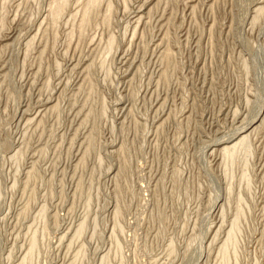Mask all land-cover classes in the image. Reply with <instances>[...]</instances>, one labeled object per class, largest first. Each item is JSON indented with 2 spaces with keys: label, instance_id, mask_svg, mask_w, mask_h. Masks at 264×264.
I'll return each instance as SVG.
<instances>
[{
  "label": "rangeland",
  "instance_id": "rangeland-1",
  "mask_svg": "<svg viewBox=\"0 0 264 264\" xmlns=\"http://www.w3.org/2000/svg\"><path fill=\"white\" fill-rule=\"evenodd\" d=\"M263 1L0 0V264H264Z\"/></svg>",
  "mask_w": 264,
  "mask_h": 264
},
{
  "label": "bare ground",
  "instance_id": "bare-ground-1",
  "mask_svg": "<svg viewBox=\"0 0 264 264\" xmlns=\"http://www.w3.org/2000/svg\"><path fill=\"white\" fill-rule=\"evenodd\" d=\"M94 1H96V0H92V2H94ZM264 2V1H263ZM149 9V8H148ZM260 9H262V7L261 6H258V7H256V11H258V10H260ZM139 10V9H138ZM147 10V9H146ZM133 14H135V16H134V24L135 23H137L142 17H143V14L144 15H146L147 14V12H146V14H145V12H143V9L142 10H139V11H137V12H135V13H133ZM144 18V17H143ZM132 21V20H131ZM140 23V22H139ZM133 24V25H134ZM138 25V24H137ZM13 37V35L11 34V33H7V34H5L4 36H3V38L2 39H0L2 42L3 41H8V40H10L11 38ZM13 40V39H12ZM14 41V40H13ZM3 44V43H2ZM160 44V43H159ZM127 61V59H123L122 58V63L123 62H126ZM48 103H46L44 106H46ZM42 107V106H41ZM46 108V107H45ZM48 109V108H47ZM38 110H40V109H38ZM46 110V109H45ZM37 111V110H36ZM36 114H38V113H36ZM36 114H33V118H34V116L36 115ZM262 115V114H261ZM259 117V116H258ZM29 118H31V117H29ZM28 119V118H27ZM32 119V118H31ZM259 120V118L257 119V120H255L253 123H252V125L248 128V130H244V132H241L240 133V135H237V137L236 138H234V140H232V141H230V142H225V143H223L220 147H218V148H214L213 150L215 151L216 150V152H218L219 154H223L222 156H224V155H227V156H229V157H231L233 154H234V152L239 148V147H242V146H244V144H245V140H246V138L248 137L247 135L249 134V133H252V131H254V129L256 128V127H258V126H256L255 125V123L257 122ZM256 126V127H255ZM250 136V135H249ZM211 153H212V155H215V154H213L214 152H212V150H211ZM217 154V153H216ZM216 156V155H215ZM222 156H220V157H222ZM226 156V157H227ZM220 210V209H219ZM219 214V213H218ZM220 222V221H219ZM221 225V224H220ZM217 226L219 227V225L217 224ZM218 229V228H217ZM215 231H216V228H215Z\"/></svg>",
  "mask_w": 264,
  "mask_h": 264
}]
</instances>
